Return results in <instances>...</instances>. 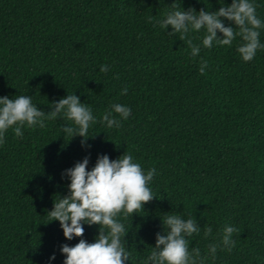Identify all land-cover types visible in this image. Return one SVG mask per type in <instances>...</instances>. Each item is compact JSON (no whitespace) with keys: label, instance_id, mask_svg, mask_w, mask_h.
Here are the masks:
<instances>
[{"label":"trees","instance_id":"16d2710c","mask_svg":"<svg viewBox=\"0 0 264 264\" xmlns=\"http://www.w3.org/2000/svg\"><path fill=\"white\" fill-rule=\"evenodd\" d=\"M232 0H0V97L30 96L47 115L66 95L80 97L95 123L83 138L63 132L74 126L63 117L46 127L12 128L0 143V264H63L66 240L48 212L69 193L62 176L75 163L98 156L111 160L131 154L155 198L127 218L122 239L131 258L144 264L168 215L194 219L200 228L189 240L199 248L198 264H264V48L252 61L231 46H202L206 29L169 35L158 21L174 10L217 11ZM262 22L264 0H250ZM151 18V22H149ZM225 26L230 22L224 21ZM218 36L222 37L221 33ZM187 40L200 46L193 57ZM202 61H207L204 74ZM102 65L109 67L101 72ZM124 88L126 95H121ZM131 109L119 128L102 117L111 105ZM87 242L99 225L84 224ZM212 234L205 238V227ZM225 226L235 247L223 246L213 258L208 245L219 243ZM54 260H50L52 255ZM151 264V262H149Z\"/></svg>","mask_w":264,"mask_h":264},{"label":"clouds","instance_id":"9594fccd","mask_svg":"<svg viewBox=\"0 0 264 264\" xmlns=\"http://www.w3.org/2000/svg\"><path fill=\"white\" fill-rule=\"evenodd\" d=\"M230 22L225 26L224 21ZM151 22V18H149ZM162 29L171 27L169 35L179 33L180 40L187 38L189 31L199 32L206 29L202 39L204 48H212L213 42L221 46H231L239 36L242 40L237 52L243 61H252L256 52L264 48L260 43L258 31L262 27L261 20L256 15V6L250 0H232L230 5L221 6L215 12L205 8L196 11L174 10L158 21ZM222 34V37L218 36ZM193 57L198 56L200 46L187 40ZM207 61H202L200 73L203 75ZM101 72H108L109 67L102 65ZM124 88L121 95H126ZM52 110L46 115L32 103L30 96L20 95L15 99L7 96L0 97V143L4 142V134L12 128L17 137H22V127H46V120L63 117L73 122L74 126H65L63 132L71 139L79 136L83 138L81 144L86 145L91 124L95 123L92 111L80 97L71 94L52 103ZM131 109L115 103L111 105L103 117L102 123L108 128H119L122 121L127 120ZM89 158L75 163L72 168L66 169L62 176L70 179L69 193L54 202L48 212L51 221H59L66 240L80 238L74 246L63 244L61 253L65 256L63 264H125L131 258L126 251L122 239L127 232L124 224L117 218L121 215L127 218L144 209V205L151 202L153 196L149 184L152 182L156 169L152 168L145 174L141 165L134 162L131 154L123 153L117 159L111 160L106 154L98 156L94 167L88 170ZM163 233H157L155 246L144 264H198L201 257L199 248L189 251V240L194 233L199 234L197 222L189 218L183 219L180 215H168L163 218ZM99 225V232L94 242L89 243L84 236V224ZM237 228L225 226L219 243L208 245V252L214 258L217 249L223 246L231 252L235 247L232 239ZM212 234V227H205L204 236ZM55 255L50 257L54 260Z\"/></svg>","mask_w":264,"mask_h":264}]
</instances>
